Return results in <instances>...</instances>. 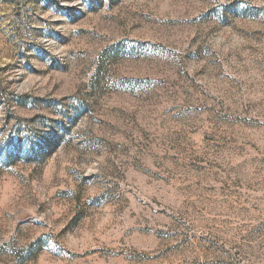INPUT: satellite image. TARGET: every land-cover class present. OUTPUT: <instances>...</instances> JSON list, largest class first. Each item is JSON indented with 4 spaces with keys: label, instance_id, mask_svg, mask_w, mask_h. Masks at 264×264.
Segmentation results:
<instances>
[{
    "label": "rangeland",
    "instance_id": "obj_1",
    "mask_svg": "<svg viewBox=\"0 0 264 264\" xmlns=\"http://www.w3.org/2000/svg\"><path fill=\"white\" fill-rule=\"evenodd\" d=\"M0 264H264V0H0Z\"/></svg>",
    "mask_w": 264,
    "mask_h": 264
}]
</instances>
